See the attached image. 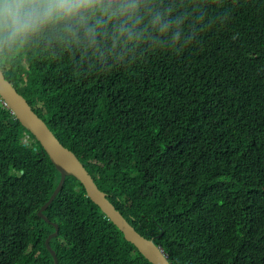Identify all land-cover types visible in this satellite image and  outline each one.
Segmentation results:
<instances>
[{
	"label": "trees",
	"instance_id": "1",
	"mask_svg": "<svg viewBox=\"0 0 264 264\" xmlns=\"http://www.w3.org/2000/svg\"><path fill=\"white\" fill-rule=\"evenodd\" d=\"M63 23L0 70L170 264H264V0H145ZM26 139V142L23 140ZM0 98V264H150Z\"/></svg>",
	"mask_w": 264,
	"mask_h": 264
},
{
	"label": "clouds",
	"instance_id": "2",
	"mask_svg": "<svg viewBox=\"0 0 264 264\" xmlns=\"http://www.w3.org/2000/svg\"><path fill=\"white\" fill-rule=\"evenodd\" d=\"M145 12L157 31L164 33L169 29L163 14L146 8L145 0H0V53H10L42 31L61 23L83 25L91 33L94 28L87 22L101 14L130 31L127 22L139 24Z\"/></svg>",
	"mask_w": 264,
	"mask_h": 264
},
{
	"label": "water",
	"instance_id": "3",
	"mask_svg": "<svg viewBox=\"0 0 264 264\" xmlns=\"http://www.w3.org/2000/svg\"><path fill=\"white\" fill-rule=\"evenodd\" d=\"M0 98L11 110L16 120L23 128L28 130L35 140L40 144L42 149L47 154L51 163L60 175V181L52 193L49 200L41 207L36 214L46 222L42 211L55 199L61 189L63 181L66 177H73L81 183L90 201L99 208L100 213L104 214L107 219L120 231L124 239L131 243L138 252L150 264H170L167 255L161 247L154 244V240L146 239L138 234L134 228L125 220V218L116 211V208L106 198V194L99 190L94 183L92 177L85 170L81 162L76 156L64 148L55 138L46 124L31 110L25 99L17 93L12 84L8 82L2 71L0 70ZM50 223V222H49ZM54 227V233L50 234L46 239V246L49 248V241L58 235V226L55 223H50ZM54 263L57 264L54 252L50 250Z\"/></svg>",
	"mask_w": 264,
	"mask_h": 264
},
{
	"label": "rangeland",
	"instance_id": "4",
	"mask_svg": "<svg viewBox=\"0 0 264 264\" xmlns=\"http://www.w3.org/2000/svg\"><path fill=\"white\" fill-rule=\"evenodd\" d=\"M23 141L26 142V139H24Z\"/></svg>",
	"mask_w": 264,
	"mask_h": 264
}]
</instances>
